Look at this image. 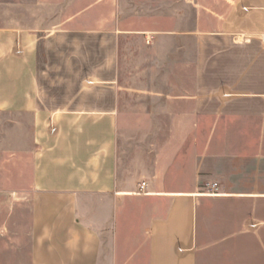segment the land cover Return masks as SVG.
I'll return each instance as SVG.
<instances>
[{
    "label": "crops",
    "instance_id": "0c3cea01",
    "mask_svg": "<svg viewBox=\"0 0 264 264\" xmlns=\"http://www.w3.org/2000/svg\"><path fill=\"white\" fill-rule=\"evenodd\" d=\"M263 137L264 0H0V264H264Z\"/></svg>",
    "mask_w": 264,
    "mask_h": 264
},
{
    "label": "rangeland",
    "instance_id": "374dc122",
    "mask_svg": "<svg viewBox=\"0 0 264 264\" xmlns=\"http://www.w3.org/2000/svg\"><path fill=\"white\" fill-rule=\"evenodd\" d=\"M124 147L130 148L129 145H126ZM245 156H246V158L243 161L244 166L242 167L241 170H240V168L238 169L240 172H242V174L240 176L241 178L242 177H249L254 172V167H253L254 162L252 161L253 157L249 156L248 154H246ZM260 168H261L262 175L264 176V137H263L262 159H261V163H260ZM204 179H205L204 183L200 184V189H199L200 192L219 193V192L223 191V189H224L223 183L216 175L212 174V175L206 176Z\"/></svg>",
    "mask_w": 264,
    "mask_h": 264
},
{
    "label": "built area",
    "instance_id": "2783aa9c",
    "mask_svg": "<svg viewBox=\"0 0 264 264\" xmlns=\"http://www.w3.org/2000/svg\"><path fill=\"white\" fill-rule=\"evenodd\" d=\"M145 185H146V183L143 182L142 185H141V189H144Z\"/></svg>",
    "mask_w": 264,
    "mask_h": 264
}]
</instances>
